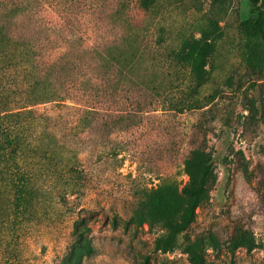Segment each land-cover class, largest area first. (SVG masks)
<instances>
[{"label": "rangeland", "instance_id": "obj_1", "mask_svg": "<svg viewBox=\"0 0 264 264\" xmlns=\"http://www.w3.org/2000/svg\"><path fill=\"white\" fill-rule=\"evenodd\" d=\"M0 3L11 10L1 19L4 33L33 49L38 68L67 58L69 77L60 75L57 87L100 112L89 131L70 138V150L82 153L91 179L85 193L63 199L62 189L46 179L41 185L47 194L30 208L21 195L6 193L11 184L4 176L0 264H69L74 247L67 245V238L74 220L89 228L87 238L95 249L82 264H192L184 249L195 246L196 240L202 241L204 264H264V78L251 82L241 58L242 41L256 17L250 0H151V12L141 8V0ZM123 20L136 25V43L143 46L136 86L117 84L116 71L100 79L88 65L104 44L120 41ZM212 20L218 23L216 31L208 27ZM203 27L212 33L202 35ZM208 38L204 75L193 74L189 63L172 62L170 56L182 50L181 40L204 45ZM3 75L11 102L36 99L27 94L19 69L11 67ZM56 75L50 72L49 78ZM212 97L214 105L192 110L194 100L199 98L203 107ZM230 97L236 107L234 123L224 128L217 107ZM51 107L34 106L37 120L49 111L53 115ZM197 127L204 130L200 140L206 138L212 160L211 180L194 221L178 235L176 248L161 253L155 251V241L166 229L157 222L140 225L134 210L147 211L150 190L171 181L181 190L187 183L183 162L192 149L191 130ZM28 171L18 162L9 177L23 186ZM79 210L83 213L77 216ZM239 230L254 237L257 248L252 252L229 249L230 237Z\"/></svg>", "mask_w": 264, "mask_h": 264}, {"label": "trees", "instance_id": "obj_2", "mask_svg": "<svg viewBox=\"0 0 264 264\" xmlns=\"http://www.w3.org/2000/svg\"><path fill=\"white\" fill-rule=\"evenodd\" d=\"M26 1L18 0V3L23 5ZM223 1L225 0H216V2ZM250 4L252 14L256 17L249 35L242 41L241 58L245 76L257 84L264 78V0H250ZM152 5L151 0H141V8L145 12H151ZM10 11L7 5L1 6L0 3V23L3 15ZM23 11L24 9L21 8L20 12ZM123 25L120 41L104 44L103 50L96 52L97 57L93 54L88 65L96 71L100 79L109 78L112 75L111 71H116L117 84L136 86V67L144 60L143 46L136 43V25H132L127 20H123ZM217 25L218 23L212 20L208 27H213L216 31ZM199 31L204 36L212 33L207 27ZM208 40L209 38L204 45L198 41L181 40L182 50L170 56L172 62L189 63L193 74L197 77L204 75L208 64L207 49L211 46ZM187 48L190 51L185 53L183 49ZM33 57V49L27 43L16 41L6 35L0 24V184L7 175V182L11 186L6 193L14 198L21 195L30 208L35 206L41 195L47 194L41 185V181L46 179L62 189L63 199L66 195L85 193L90 188L91 179L88 178L84 168L82 153L70 150V138L85 134L93 127L95 117L100 116L98 109L75 102L65 90H62L63 87H57L61 80L60 75L65 76L64 80L69 77L67 58L41 69L36 66L37 61ZM11 67H14L16 72L19 69L23 73V81L26 80L29 91L27 94L35 95L34 101L17 104L9 100L11 89L8 88L7 78L5 79L3 74ZM47 72L57 75L50 77L52 78L50 80ZM164 84L160 83V88L164 87ZM214 99L207 101L202 107L198 98L194 100L195 107L192 110L214 105ZM227 99L229 100L223 107H217L221 112L218 120L222 127L232 128L236 107L233 98ZM47 103L52 104L50 109H54L53 115L50 111L46 115H38L44 121L42 123L41 120H37L38 113L33 107ZM202 134L204 135L202 128L191 130L189 138L192 149L183 162V172L188 177V181L181 190L178 182H168L150 190L153 192L149 195L145 213L140 211V208L134 210L140 225L145 223L153 225L157 222L166 229V235L155 241V251L168 253L176 248L178 235L188 229L195 219L196 209L204 201L213 164L207 154L206 138L200 140ZM18 162L29 168L28 174L22 179L23 186H18L13 178L9 177L11 166H17ZM262 187L264 191V184ZM1 193L3 192L0 190ZM81 213L83 210H79L77 216ZM88 230L87 226L76 220L71 225L67 245L74 247V250L71 251L69 264H82L85 257L95 253L87 238ZM201 243L202 241L196 240L195 246L191 244L184 249L189 254L192 264H204L200 252L203 250ZM228 246L232 252L245 248L250 253L257 248L252 234L240 230L230 237Z\"/></svg>", "mask_w": 264, "mask_h": 264}]
</instances>
